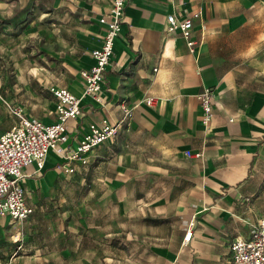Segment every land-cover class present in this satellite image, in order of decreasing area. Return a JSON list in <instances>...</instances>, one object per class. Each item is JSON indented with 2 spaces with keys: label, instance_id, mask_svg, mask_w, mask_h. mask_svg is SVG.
Segmentation results:
<instances>
[{
  "label": "crops",
  "instance_id": "obj_1",
  "mask_svg": "<svg viewBox=\"0 0 264 264\" xmlns=\"http://www.w3.org/2000/svg\"><path fill=\"white\" fill-rule=\"evenodd\" d=\"M11 1L0 0L1 29L17 27L19 14L24 13L21 8L8 16L2 5ZM71 1V34L56 39L52 50H38L44 63L58 64L53 75L39 77L38 93L18 94L0 76V133L17 119L8 104L52 123L56 97L49 93L51 87L81 95L79 70L93 63L91 51L100 46L103 34L99 17L109 0ZM199 8L201 17L193 20L190 34L197 43L191 51L178 31H166V15L186 16ZM204 87L213 92L208 122L197 98ZM101 96V103L82 97L80 114L66 122L67 139L48 151L39 174L25 178V200L32 212L21 220L0 217V264H50L36 251L45 245L34 243V237L44 241L40 236L45 225L37 221L45 216L40 212L46 204L41 195L58 188L54 183L64 174L61 164L66 155L89 123L102 119L119 122L117 134L88 152L85 164L70 165L76 169L106 163V169L112 165L120 178L148 177L147 184L136 181L131 191L138 195L127 207L176 202L183 221L192 222V235L182 241L188 223L178 230V247L168 264H202L219 244L228 242L229 248L236 237L250 235L255 226L246 232L241 226L253 217L258 223L264 215V0H128ZM147 96H154L155 103L147 104ZM122 100L131 109L129 117L120 108ZM105 179L110 189H121V180ZM160 187L172 194L171 199L155 195ZM128 200L125 197L121 205ZM144 220L167 221L154 216ZM9 230H15L13 239ZM64 251V256H71Z\"/></svg>",
  "mask_w": 264,
  "mask_h": 264
},
{
  "label": "rangeland",
  "instance_id": "obj_2",
  "mask_svg": "<svg viewBox=\"0 0 264 264\" xmlns=\"http://www.w3.org/2000/svg\"><path fill=\"white\" fill-rule=\"evenodd\" d=\"M73 6L71 0H13L6 7L2 5L8 16L21 8L24 13L19 14L17 27L9 24L0 28L1 81L14 90L18 89V94L38 93L40 78L53 75L58 66L56 62L44 63L37 56L38 50H52L56 39L68 38L72 30ZM8 91L11 92L10 89ZM49 93L55 98L51 91ZM108 168L106 163L103 166L87 164V167H79L72 172H65L62 168L64 174L54 183L58 188L46 191L40 198L46 203L40 211L45 216L36 220L45 225L40 236L44 241L34 237V243L45 247L36 251L42 252L50 264H66L72 260L75 264H168L170 255L178 247V230L188 223L183 221L180 210L174 207L176 202L169 200L127 207L134 202L133 196L138 195L131 191L137 187L136 181L142 180L147 184L149 178H120L112 165ZM105 176L115 179L111 182L121 180V189H110ZM164 180L161 178L160 181ZM159 189L155 195L171 199L172 194L161 192L162 187ZM125 197L131 200L121 205ZM145 216L161 217L167 221L149 223L144 220ZM60 225L65 232L60 230ZM256 225L257 218L253 217L241 227L246 232ZM35 227L38 229L39 225ZM6 233L13 239L15 230ZM228 244H219L211 256L202 260V264H234ZM62 248L71 256H64ZM21 264H30V261Z\"/></svg>",
  "mask_w": 264,
  "mask_h": 264
},
{
  "label": "built area",
  "instance_id": "obj_3",
  "mask_svg": "<svg viewBox=\"0 0 264 264\" xmlns=\"http://www.w3.org/2000/svg\"><path fill=\"white\" fill-rule=\"evenodd\" d=\"M128 0H109L107 10L99 17L103 26L102 40L99 47L91 51L93 63L88 68L79 70L83 79V90L80 96L73 94L65 87H51L50 90L57 99L56 119L52 123L29 117L22 107L8 104L9 110L16 116L15 123L6 131L0 133V217L21 220L27 217L32 208L26 203L24 180L27 176L39 174L45 164L49 150L55 149L59 142L67 139L66 122L80 114V102L83 96H90L101 103L104 83V72L111 62L116 37L120 34ZM201 17V9L192 11L189 15L178 16L175 13L166 15L165 29L168 32L178 31L186 40L191 51L195 50L197 41L192 39L193 20ZM212 89L204 87L198 94L203 120L208 122L211 117ZM156 98L147 96V104H154ZM125 117L132 112L125 101L119 103ZM119 122L102 119L91 122L88 131L83 134L76 147L66 155V161L61 164L65 172H72L71 162L85 164L87 153L100 143L113 138L118 131ZM33 165L32 172L28 167ZM191 223L187 226L182 241H188L192 235ZM234 264H264V215L251 230L247 238L236 237L229 245Z\"/></svg>",
  "mask_w": 264,
  "mask_h": 264
},
{
  "label": "bare ground",
  "instance_id": "obj_4",
  "mask_svg": "<svg viewBox=\"0 0 264 264\" xmlns=\"http://www.w3.org/2000/svg\"><path fill=\"white\" fill-rule=\"evenodd\" d=\"M56 107V106H55Z\"/></svg>",
  "mask_w": 264,
  "mask_h": 264
}]
</instances>
